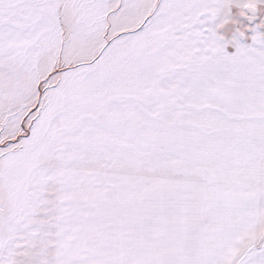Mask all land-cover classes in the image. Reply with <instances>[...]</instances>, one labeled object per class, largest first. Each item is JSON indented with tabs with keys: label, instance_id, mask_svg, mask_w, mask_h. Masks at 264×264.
<instances>
[{
	"label": "snow or ice",
	"instance_id": "snow-or-ice-1",
	"mask_svg": "<svg viewBox=\"0 0 264 264\" xmlns=\"http://www.w3.org/2000/svg\"><path fill=\"white\" fill-rule=\"evenodd\" d=\"M0 264H264V0H0Z\"/></svg>",
	"mask_w": 264,
	"mask_h": 264
}]
</instances>
